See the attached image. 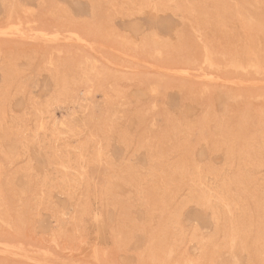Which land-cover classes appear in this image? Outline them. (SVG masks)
Segmentation results:
<instances>
[{"label":"rangeland","instance_id":"obj_1","mask_svg":"<svg viewBox=\"0 0 264 264\" xmlns=\"http://www.w3.org/2000/svg\"><path fill=\"white\" fill-rule=\"evenodd\" d=\"M145 2L0 0V264H264V0Z\"/></svg>","mask_w":264,"mask_h":264},{"label":"bare ground","instance_id":"obj_2","mask_svg":"<svg viewBox=\"0 0 264 264\" xmlns=\"http://www.w3.org/2000/svg\"><path fill=\"white\" fill-rule=\"evenodd\" d=\"M98 1H99V0H98ZM84 2H85V1H84ZM88 2H89V1H88ZM139 2H140V1H139ZM144 2H145V0H144ZM258 2H260V1H258ZM141 3H142V2H141ZM145 3H146V2H145ZM145 3H144V4H145ZM245 3H246V2H245ZM252 3H253V2H252ZM177 4H178V3H177ZM215 4H216V3H215ZM249 4H250V3H248V5H249ZM257 4H258V3H257ZM260 5H261V3H260ZM240 6H241V4H240ZM249 6H252V4H250ZM254 6H255V5H254ZM257 6H258V5H257ZM234 7H235V6H234ZM261 7H262V5H261ZM121 8H123V7H121ZM158 8H159V7H158ZM253 8H254V7H253ZM229 9H230V8H229ZM240 9H241V8H240ZM242 9H243V8H242ZM87 10H88V9H87ZM245 10H246V9H245ZM250 10H251V9H250ZM89 11H90V10H89ZM234 11H235V10H234ZM246 11H247V10H246ZM260 11H261V10H260ZM239 12H240V11H239ZM262 12H263V11H262ZM246 13H247V12H246ZM257 13H258V11L256 12V15H257ZM176 14H177V13H176ZM178 14H179V12H178ZM178 14H177V15H178ZM180 14L183 15V13H180ZM180 14H179V15H180ZM211 14H212V13H211ZM216 14H217V13H216ZM229 14H230V13H229ZM172 15H173V14H172ZM241 15H242V14H241ZM256 15H255V16H256ZM173 16H176L175 13H174ZM235 16H237V15H235ZM243 16H244V15H243ZM176 17H177V16H176ZM237 18H238V17H237ZM219 19H220V18H219ZM221 19H222V18H221ZM253 19H254V18H253ZM181 20H182V18H181ZM121 21H122V20H121ZM184 21H185V20H184ZM226 22H227V21H226ZM242 22H243V21H242ZM244 22H245V21H244ZM182 23H183V22H182ZM182 23H181V24H182ZM262 24H263V23H262ZM262 24H261V25H262ZM253 25H254V24H253ZM258 25H259V23H258ZM242 32H243V31H242ZM249 33H250V32H249ZM261 37H262V36H261ZM257 40H258V39H257ZM262 40H263V39H262ZM259 41H260V40H259ZM262 43H263V41H262ZM259 44H260V43H259ZM263 44H264V43H263ZM165 46H166V45H165ZM256 50H257V49H256ZM155 52H156V51H155ZM255 54H256V53H255ZM154 55H155V54H154ZM204 60H205V59H204ZM209 67H210V66H209ZM252 69H253V68H252ZM254 69H255V68H254ZM199 70H200V69H199ZM180 71H182V70H180ZM200 72H201V71H200ZM184 73H185V72H184ZM181 74H182V73H181ZM209 77H212V76L209 75ZM253 83H254V82H253ZM202 91H203V90H202ZM179 108H180V107H179ZM245 116H246V115H245ZM198 119H199V117H198ZM203 120H204V119H203ZM202 122H203V121H202ZM202 125H203V124H202ZM253 125H254V124H253ZM263 128H264V127H263ZM239 129H240V128H239ZM171 132H172V131H170V133H171ZM253 135H254V134H253ZM254 137H255V135H254ZM252 139H253V137H252ZM203 147H204V146H203ZM215 148H216V147H215ZM217 148H219V147H217ZM256 148H257V147H256ZM246 150H247V149H246ZM100 152H101V151H100ZM252 152H253V151H252ZM101 153H103V152H101ZM215 154H216V153H215ZM208 155H209V154H208ZM230 157H231V156H230ZM173 169H174V168H173ZM198 169H199V168H198ZM176 170H177V169H176ZM189 170H190V169H189ZM214 171H215V170H214ZM216 172H217V171H216ZM191 173H192V172H191ZM244 179H245V178H244ZM195 183H196V182H195ZM53 189H54V188H53ZM240 190H241V189H240ZM225 191H226V190H225ZM141 193H142V192H141ZM194 193H195V192H193V194H194ZM199 193H200V192H199ZM199 193H198V194H199ZM62 194H63V193H62ZM147 194H148V193H147ZM220 194H221V193H220ZM220 194H219V196H221ZM6 195H7V193H6ZM47 195L49 196V199H50V194H47ZM57 195H58V194H57ZM149 195H150V194H149ZM208 195H209V194H208ZM222 196H223V194H222ZM199 197H200V196H199ZM224 197H225V196H224ZM224 197H223V198H224ZM0 199H1V198H0ZM235 200H236V199H235ZM2 201H3V199H2ZM2 201H1V202H2ZM145 201H146V200H145ZM232 201H233V200H232ZM32 202H33V201H32ZM49 202H50V200H49ZM34 203H35V202H34ZM3 204H4V203H3ZM92 204H93V203H92ZM231 206H233V205H231ZM77 208H79V207H77ZM111 208H112V207H111ZM112 209H113V208H112ZM199 209H200V208H199ZM153 210H154V209H153ZM153 210H152V212H153ZM98 212H99V211H98ZM154 212H155V211H154ZM154 212H153V213H154ZM209 212H210V211H209ZM50 214H51V213H50ZM98 214H99V213H98ZM95 216H96V215H95ZM227 216H228V215H227ZM98 217H99V216H97L96 219H98ZM100 218H102V217H100ZM176 218H177V217H176ZM61 220H62V218H61ZM61 220H60V221H61ZM252 220H253V219H252ZM54 221H55V220H54ZM73 221H74V220H73ZM98 221H100V220L98 219ZM65 223H66V222H65ZM103 223H104V222H103ZM103 223L101 222V224H103ZM213 223H214V222H213ZM213 223H212V224H213ZM63 224H64V223H63ZM88 224H89V223H88ZM101 224H100V225H101ZM61 225H62V224H61ZM88 227H89V226H88ZM98 227H99V226H98ZM61 228H62V227H61ZM64 228H65V227H64ZM99 228H100V227H99ZM62 229H63V228H62ZM65 229H66V228H65ZM65 229H64V230H65ZM90 229H91V227H90ZM92 229H93V228H92ZM102 229H103V228H102ZM177 229H178V228H177ZM177 229H176V230H177ZM65 231H66V230H65ZM103 231H104V230H103ZM177 231H178V230H177ZM179 232H181V231H178V233H179ZM183 232H184V231H183ZM185 232H186V231H185ZM185 232H184V233H185ZM67 233H68V231H67ZM186 233H187V232H186ZM191 233H192V232H191ZM101 234L103 235V232H102ZM181 234H182V233H181ZM188 234H189V233H188ZM62 237H63V236H62ZM98 237H100V236H98ZM104 238H105V236H104ZM194 238H195V237H194ZM224 238H225V237H224ZM99 239H100V238H99ZM107 239H108V238H107ZM99 241H100V240H99ZM149 242H150V241H149ZM5 243H6V242H5ZM103 243H104V242H103ZM195 243H196V242H195ZM3 244H4V242H3ZM9 244H10V243H9ZM11 244L13 245V243H11ZM0 245H2V244L0 243ZM4 245H5V244H4ZM7 245H8V244H6V246H7ZM14 245H15V244H14ZM20 245H21V244H20ZM196 245H198V244H196ZM222 245H223V244H222ZM6 246H3L4 249H6V248H5ZM198 246H199V245H198ZM0 247H1V246H0ZM9 247H10V245H9ZM11 247H12V246H11ZM223 247H224V246H223ZM15 248H16V247H15ZM17 248H18V247H17ZM30 248H32V247H30ZM33 248H35V247H33ZM33 248H32V249H33ZM13 249H14V247H13ZM23 249L25 250V248H23ZM37 249L39 250V248H37ZM37 249H36V250H37ZM40 249H41V248H40ZM44 250H45V249H44ZM26 251H27V250H26ZM46 251H48V250H46ZM46 251H43V254H44V252H46ZM16 252L20 253V252L17 251V250H16ZM31 252H32V251H31ZM36 252H37V251H36ZM36 252H35V253H36ZM5 253H6V252H5ZM18 253H17V254H18ZM24 253H25V252H24ZM28 253H29V252H28ZM26 254H27V252H26ZM31 254H32V253H31ZM37 254H38V253H37ZM45 254H46V253H45ZM94 254H95V253H94ZM245 254H246V253H245ZM34 255H36V254H34ZM49 255H50V254H49ZM49 255H48V256H49ZM82 255H83V254H82ZM14 256H15V255H14ZM19 256H20V254H19ZM22 256L24 257V255H22ZM52 256H53V255H52ZM95 256H96V254H95ZM31 257H32V256H31ZM31 257L29 256V258H31ZM53 257H54V256H53ZM53 257H52V258H53ZM57 257H58V256H57ZM81 257H82V256H81ZM32 258H33V257H32ZM32 258H31V259H32ZM20 259H21V258H20ZM33 259H34V258H33ZM36 259H37V258H36ZM36 259H35V260H36ZM25 260H26V258H25ZM39 260H40V259H39ZM60 260H61V259H60ZM40 261H42V260H40ZM57 261H58V260H57ZM61 261H64V259L61 260ZM96 261H97V260H96ZM29 262H30V261H29ZM32 262H33V261H32ZM35 262H36V261H35ZM43 262H44V261H43ZM46 262L49 263L50 261H49V262L46 261ZM46 262H44V263L46 264ZM52 262H53V261H52ZM70 262H71V261H70ZM39 263H40V262H39ZM237 263H238V262H237ZM53 264H55V263L53 262ZM58 264H59V263H58ZM63 264H65V262H64ZM74 264H75V263H74ZM112 264H113V263H112ZM227 264H228V263H227ZM239 264H240V262H239ZM242 264H244V263H242Z\"/></svg>","mask_w":264,"mask_h":264},{"label":"crops","instance_id":"obj_3","mask_svg":"<svg viewBox=\"0 0 264 264\" xmlns=\"http://www.w3.org/2000/svg\"><path fill=\"white\" fill-rule=\"evenodd\" d=\"M98 169H93V174L97 175Z\"/></svg>","mask_w":264,"mask_h":264}]
</instances>
